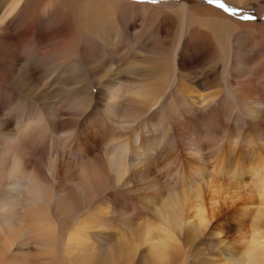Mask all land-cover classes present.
Returning <instances> with one entry per match:
<instances>
[{"label":"bare ground","instance_id":"6f19581e","mask_svg":"<svg viewBox=\"0 0 264 264\" xmlns=\"http://www.w3.org/2000/svg\"><path fill=\"white\" fill-rule=\"evenodd\" d=\"M99 1L100 12L92 6L94 16L88 14L104 35L113 18L110 8L125 2ZM38 3L6 0L0 18L4 21L21 5L23 14L36 13ZM167 9L177 20L172 61L187 40H209V48L221 57L225 83L229 47L222 39H230V27L245 24L223 17L218 26L219 11L205 6L172 3ZM156 52L157 47L150 50ZM154 61L150 56L140 66L136 73L142 78L126 76L99 89L96 99L102 98L104 116L95 122L82 121L77 130L60 128L57 121L49 120L47 132L43 115L28 111L24 104L12 106L19 115L17 126L0 138V264H60L61 260L65 264H175L184 246L214 232L224 235L222 264H264V104L246 99L259 105L252 107L238 98L231 105L229 99L235 97L228 92L218 98L197 92L166 102V93L173 97L179 92L176 75L158 76ZM46 64H51L49 59L42 65ZM133 68L131 64L127 72ZM258 71L264 78V63ZM25 73L29 76L28 70ZM77 95L67 96L70 108L87 109L88 95L86 99ZM55 118L64 121L61 114ZM230 120L239 127L234 135L224 131ZM45 134L48 141L34 143ZM39 148L47 149L45 162ZM242 154L251 158L244 181L241 174L234 176L235 166H230ZM98 197L105 201L103 206ZM109 197L114 200L108 201ZM243 213L247 224H239L229 237L232 223L224 218L240 221ZM223 215L224 222L217 224Z\"/></svg>","mask_w":264,"mask_h":264},{"label":"rangeland","instance_id":"374dc122","mask_svg":"<svg viewBox=\"0 0 264 264\" xmlns=\"http://www.w3.org/2000/svg\"><path fill=\"white\" fill-rule=\"evenodd\" d=\"M5 1L0 2V13ZM123 1L124 5L116 2L118 7L116 8L115 5L110 8L113 18L111 17V22L107 23L108 28L104 35L98 32L99 23L89 18L92 6L97 7L94 9L100 12L102 2L99 0L49 2L39 0L38 12L34 13L30 10L25 14H23L22 5L25 3L23 2L13 15L4 21L0 18V122L4 125L0 124L3 127L0 126V138L17 126L15 122L19 115L12 108L15 104H24L28 111L38 112L41 117L43 115L45 119L43 118L42 125H46V128L49 126L47 132L50 130L49 122L52 120L53 123L57 121L60 128L74 127V129H78L82 121L95 122L101 114L104 116V113H101L102 98L96 99L101 88L114 85L115 80L119 78L121 80L127 77L133 80L142 78V75L136 72L142 70L144 61H148L150 56L155 58L154 65L157 66L155 73L158 76L169 73L176 75V89H179V92H175L173 97L166 93L163 98L166 102L169 99L178 100L181 95H196L197 92L215 94L217 98L225 97V93L228 92L235 97L234 100L229 99L231 105L239 101L238 98H244V101L255 99L264 104V78L262 72L258 71L260 65L264 63V0L251 2L248 5L235 4L232 0ZM50 2L53 4L50 5ZM172 3L186 4L189 7L205 6L217 10L219 12L215 21L218 26L223 17L227 21L245 24L244 28L230 27L228 32L230 39H222L223 44L229 47V67L225 83L221 79L223 73L221 57L214 55L213 49L209 48L212 47L209 40L195 39L197 37L189 39L191 42L187 40L180 46V50L177 49L178 55L172 61L177 41V20L167 9ZM63 12L66 14L61 15ZM60 17L63 19L67 17L70 21L64 19L66 22H59ZM203 41L207 42L203 44ZM154 47L158 48V52L153 55L150 50ZM47 59L51 64L42 65ZM131 64L134 65L132 73L127 72ZM50 66H53V69H49ZM25 69L29 71V76L26 75ZM174 87L173 85L172 88L175 89ZM74 95L81 99H86L85 96L88 95L86 100L89 102L86 106L89 107L80 108L81 111L71 109L67 96ZM246 102L252 107L259 106L254 101ZM56 114H61L64 121L62 122L61 118L58 119L61 121L56 120ZM230 121L224 131L232 133L228 135H234L239 132V127L234 126L232 120ZM47 134L43 138L33 139L34 143L40 144L41 140L48 141ZM22 141L28 143L26 138H22ZM44 144L41 145L42 149ZM18 146L21 151V143ZM42 149L39 148L42 152L38 154L44 161L47 149ZM19 156L25 158L22 153H19ZM250 162V155L247 154H242L239 159L232 161L230 166H235L234 176L237 175L239 178L241 174L242 180H247L248 173L244 170ZM114 197H109L107 200L112 201ZM97 200L100 206L105 204L100 197ZM65 209L62 206L61 210ZM52 211L50 207L49 212ZM219 218L217 224L224 222V215ZM239 219L240 221H234L224 218L225 221L232 223L233 230L229 237L235 235L239 224L246 225L248 222L246 213H243ZM223 236L222 232L204 234L194 243L183 247L179 262L175 264H222ZM57 250L61 251L59 248ZM61 262L60 264H65L64 261Z\"/></svg>","mask_w":264,"mask_h":264}]
</instances>
